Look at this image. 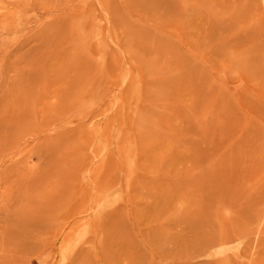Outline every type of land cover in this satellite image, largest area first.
Returning <instances> with one entry per match:
<instances>
[{"label": "rangeland", "instance_id": "rangeland-1", "mask_svg": "<svg viewBox=\"0 0 264 264\" xmlns=\"http://www.w3.org/2000/svg\"><path fill=\"white\" fill-rule=\"evenodd\" d=\"M0 264H264V0H0Z\"/></svg>", "mask_w": 264, "mask_h": 264}]
</instances>
